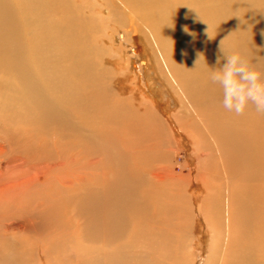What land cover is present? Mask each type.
Instances as JSON below:
<instances>
[{"label":"bare ground","instance_id":"bare-ground-1","mask_svg":"<svg viewBox=\"0 0 264 264\" xmlns=\"http://www.w3.org/2000/svg\"><path fill=\"white\" fill-rule=\"evenodd\" d=\"M224 38L264 72V0H0V264H193L195 230L198 264H264V114L195 67Z\"/></svg>","mask_w":264,"mask_h":264},{"label":"clouds","instance_id":"clouds-1","mask_svg":"<svg viewBox=\"0 0 264 264\" xmlns=\"http://www.w3.org/2000/svg\"><path fill=\"white\" fill-rule=\"evenodd\" d=\"M196 19L202 21L199 14ZM209 28L208 25L205 34L210 40L213 37L209 33ZM183 30L195 39L196 34L187 26H184ZM224 41L225 38L218 45L216 64L219 67H210L202 52H197L195 67L203 60L209 69L208 80L218 86L221 92L220 103L224 110L242 115L252 105L257 113L264 114V72L254 67L240 50L226 48ZM257 62H264V58H259Z\"/></svg>","mask_w":264,"mask_h":264},{"label":"rangeland","instance_id":"rangeland-1","mask_svg":"<svg viewBox=\"0 0 264 264\" xmlns=\"http://www.w3.org/2000/svg\"><path fill=\"white\" fill-rule=\"evenodd\" d=\"M149 39H150V35H149ZM150 41H151V39H150ZM140 43L142 44V46L143 45H145V43L143 42V40L142 39H140ZM144 50V49H143ZM153 51H154V49H153ZM152 53V52H151ZM114 54V53H113ZM153 54V53H152ZM119 56H121V54H118ZM141 54H140V50H139V53H138V55H137V57L139 58V59H141ZM148 59V58H147ZM138 60V59H137ZM149 60V59H148ZM109 66H111L112 67V69H113V71L114 72H116V73H118L119 72V70H121L122 69V67L120 66V65H118V64H109ZM117 82V81H116ZM121 94H123L124 96H126V93L122 90L121 91ZM169 97V96H168ZM159 103H160V115L163 117V118H169V117H171V118H174V117H172L174 114H176V112H177V108L175 109V107L173 106V100L169 97V101L168 102H164V101H159ZM177 105V104H176ZM162 106V107H161ZM177 107V106H176ZM166 116V117H165ZM173 130H175L176 132L174 133L175 135H177L176 133H177V127L175 126L174 128H173ZM177 138L175 139L174 138V136H173V141H174V143H173V141H172V143H173V147H172V153H173V155L171 156V162H170V164L172 165L171 167H170V170L168 171V173H170L171 174V176H174V177H176L177 179H179V180H182L181 182H180V184L178 185L179 187H181V189L183 190V192H187L188 193V196H190V197H192V198H194V199H196L197 198V195L199 196V197H201V196H203V191L201 190L200 191V187H198L197 186V184L195 183V182H197V183H200L203 179H204V177L203 178H199V180H198V177L196 178V177H193L194 175H195V170H194V168L196 167V165H197V160H195V158H194V155H193V152H192V150H190L191 149V146H190V144H189V142L187 141V139H184L182 136H176ZM176 144V145H175ZM174 149V150H173ZM189 149V150H188ZM177 152V153H176ZM197 154L195 155V157H198L197 159H200V155H202V153L201 152H196ZM195 163V164H194ZM202 174V173H201ZM24 177H22L20 180H22ZM195 178V179H194ZM184 181V182H183ZM199 181V182H198ZM184 184H183V183ZM182 183V184H181ZM187 184H188V186H187ZM195 186V187H194ZM199 188V189H198ZM33 192V191H32ZM78 192H80V191H78ZM198 192V193H197ZM194 203H195V201H194ZM32 206H34V205H32V203H31V209H32ZM195 208H196V206H195ZM21 219V218H20ZM199 233V234H198ZM195 236L196 237H199V238H197V239H199V241H198V248L197 247H195L194 248V251H192V250H189V252L190 253H188V255H187V258H188V260L189 259H191V260H193L192 261V263L193 264H198V262H197V260L198 261H200V259H201V256L199 255L201 252H203V249H206V247H207V241H205V240H207L206 238V233L205 232H203L202 230H199V232H197L196 230H195ZM201 234V235H200ZM205 235V236H204ZM202 236H203V238H202ZM206 237V238H205ZM203 240V241H202ZM204 242V243H203ZM201 244H202V247H201ZM202 250V251H201ZM201 251V252H200ZM193 252V253H192ZM194 255V256H193ZM198 257H197V256ZM74 256V258H73V260L74 261H76V260H78V257H77V255L76 254H74L73 255ZM206 257V256H205ZM194 258H195V260H194ZM198 258H200V259H198ZM80 259V258H79ZM195 262V263H194ZM197 262V263H196Z\"/></svg>","mask_w":264,"mask_h":264}]
</instances>
